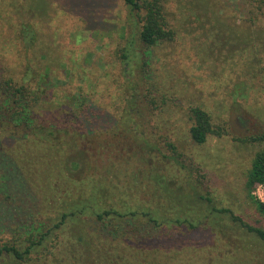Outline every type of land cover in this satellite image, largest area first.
Returning <instances> with one entry per match:
<instances>
[{"label": "rangeland", "instance_id": "1", "mask_svg": "<svg viewBox=\"0 0 264 264\" xmlns=\"http://www.w3.org/2000/svg\"><path fill=\"white\" fill-rule=\"evenodd\" d=\"M262 1L254 6V0H166L175 39L152 48L136 45L148 63L146 75L140 58L126 75L122 54L130 34L124 0H0V65L6 75L21 77L26 57L17 10L24 6L20 14L39 34L30 63L50 69L57 99L80 94L91 99L94 111L118 119L135 95V105L144 108L139 125L155 133L149 140L164 147L167 159L174 157L167 148L172 143L183 156L185 175L202 177L217 207L264 230V213L253 202H259V185L246 189L256 154L264 151V144L246 141L264 132ZM192 108L206 111L222 135L194 143ZM39 113L46 121L62 120L56 108L45 106ZM107 122L96 125L114 124ZM212 221L219 222L197 230L169 229L166 237L143 245L131 239L119 245L124 263L264 264V241L228 218ZM68 235L69 229L63 240ZM103 237L100 250L112 264H123L115 260L117 253L106 252L107 238L113 237Z\"/></svg>", "mask_w": 264, "mask_h": 264}, {"label": "trees", "instance_id": "2", "mask_svg": "<svg viewBox=\"0 0 264 264\" xmlns=\"http://www.w3.org/2000/svg\"><path fill=\"white\" fill-rule=\"evenodd\" d=\"M124 1L130 34L124 70L129 75L140 58L146 75L148 63L136 45L152 48L176 36L166 0ZM24 9L17 10L26 57L21 77L6 75L0 65V264H112L99 248L107 234L113 238H107L106 252L125 264L119 245L157 241L169 229L197 230L219 222L214 218H228L264 241L263 229L216 206L202 177L185 175L176 145L167 143L174 154L168 160L164 147L149 140L155 133L139 125L144 108L135 105V95L118 119L94 111L91 99L80 94L57 99L50 69L30 63L39 34L20 14ZM256 10L262 13V7ZM45 106L58 109L62 120H44L39 112ZM190 118L194 143L222 135L206 111L192 108ZM105 122L114 124L96 125ZM246 141L264 144V132ZM259 184L264 185V151L256 154L246 189ZM253 202L264 213V205ZM67 229L70 236L63 240Z\"/></svg>", "mask_w": 264, "mask_h": 264}, {"label": "built area", "instance_id": "3", "mask_svg": "<svg viewBox=\"0 0 264 264\" xmlns=\"http://www.w3.org/2000/svg\"><path fill=\"white\" fill-rule=\"evenodd\" d=\"M257 196H258L259 202L264 205V185L259 184Z\"/></svg>", "mask_w": 264, "mask_h": 264}]
</instances>
